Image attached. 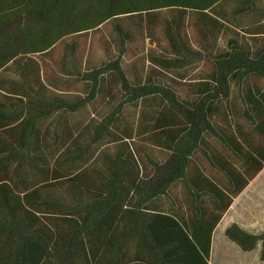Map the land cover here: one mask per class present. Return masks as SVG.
Masks as SVG:
<instances>
[{
	"label": "trees",
	"instance_id": "trees-1",
	"mask_svg": "<svg viewBox=\"0 0 264 264\" xmlns=\"http://www.w3.org/2000/svg\"><path fill=\"white\" fill-rule=\"evenodd\" d=\"M229 1L0 0V264H206L213 230L264 165V10L236 0L228 12ZM158 17L166 47L146 56V73L124 70L133 36L123 20L149 39ZM108 22L114 58L81 70L66 46L63 72L79 90L42 79L33 57ZM201 62L211 71L186 83ZM106 86L118 105L68 126ZM224 235L243 253L261 244L264 261V227Z\"/></svg>",
	"mask_w": 264,
	"mask_h": 264
},
{
	"label": "rangeland",
	"instance_id": "rangeland-1",
	"mask_svg": "<svg viewBox=\"0 0 264 264\" xmlns=\"http://www.w3.org/2000/svg\"><path fill=\"white\" fill-rule=\"evenodd\" d=\"M235 1L230 0L229 4L226 6V11L231 12L235 9ZM257 4L260 8L264 10V0L257 1ZM251 18V16H250ZM244 19V22L241 23L243 27H246L248 30L252 29L255 25H252V21ZM159 17L150 29L151 38L148 39L146 35L145 26H137L134 22H130L129 20H123L122 25L125 28L131 29L132 32V41L127 44V53L124 56L123 60V68L124 70L135 69L136 74H144L147 70H149L150 64L146 60V56L149 53L159 52V50L166 47V40L162 34L161 27L159 25ZM236 20L238 18L236 17ZM250 20V22H249ZM135 21V20H134ZM235 26L231 27V30H235L238 36H242V27L236 29L239 26V22H235ZM254 24V21H253ZM249 25V26H247ZM144 27V28H143ZM191 36V34H189ZM226 38L222 39L219 46L223 47L226 43ZM252 43V42H251ZM75 46L76 51L72 58L74 63H76L82 68L86 64L99 63L101 60L105 58H114L117 54V40L116 34L112 28V25L108 22L100 26L97 30L89 32L85 35H78L70 37L63 41V43H59L52 49L49 53L39 56L33 57V59L37 62L39 66L41 77L43 80H56L59 86H63V90L76 91L81 88V83L77 80V77H68L64 74L62 63L70 61V58L66 54H64L65 50L69 53V48L66 46ZM81 64V65H80ZM83 66V67H82ZM211 64L208 62H201L199 67H197L192 73L188 74L189 79H187L186 83L192 79L200 78L201 76H205L211 71ZM158 72L157 79L160 84H168L172 86V89L179 95L186 94L185 83H177L173 85L171 84V79L175 78L173 74L170 73H162ZM15 76V75H14ZM134 76L130 77L131 81H133ZM173 80V79H172ZM173 82V81H172ZM263 83V81H262ZM105 87V91L99 93L98 97L88 105L83 111L79 114L69 117L68 126L73 124L74 122H83L85 124H91L94 122H99L105 115H107L115 106L118 105L120 101V96L118 94L117 88L113 86ZM110 92V94H108ZM137 114V109L134 107L125 108L118 123V127L120 130H126L133 125V117L135 119ZM131 146L136 147L131 143ZM139 144V143H138ZM137 144V145H138ZM113 146H108L106 148L107 152L113 151ZM104 150L101 148V152ZM99 154L96 157V160H99L101 164V157ZM96 163L92 164V167L97 165ZM264 174V173H263ZM254 189V190H253ZM253 191L250 192L249 200L244 201L243 207L239 206V210H242V222L240 225L242 227L252 228V232L254 235H258L262 232L264 227V175L256 180V183L253 187ZM250 190V189H249ZM243 208V209H242ZM244 221V222H243ZM247 221V222H246ZM253 235V234H252ZM259 246V261H260V249L261 244ZM256 247V248H257ZM255 248V249H256ZM263 262V261H260Z\"/></svg>",
	"mask_w": 264,
	"mask_h": 264
},
{
	"label": "crops",
	"instance_id": "crops-1",
	"mask_svg": "<svg viewBox=\"0 0 264 264\" xmlns=\"http://www.w3.org/2000/svg\"><path fill=\"white\" fill-rule=\"evenodd\" d=\"M263 173L264 165L262 170L257 173L248 185L232 200L231 205L222 215L211 235L210 253L206 260V264H264V261H259V246L250 253H243L238 246L230 242L224 235L225 230L232 225H236L243 231L254 235L252 228H246L240 225L243 215L241 216L242 210H239L238 205L240 204V206L243 207L242 203L249 200L250 192L254 190L253 187L256 180L258 181L259 178L264 175ZM207 176L211 177L209 172H207ZM217 177L221 180L218 181L217 185L223 184L224 181L221 175L218 174ZM207 204H209L208 199ZM194 264H203L201 258L196 256Z\"/></svg>",
	"mask_w": 264,
	"mask_h": 264
}]
</instances>
